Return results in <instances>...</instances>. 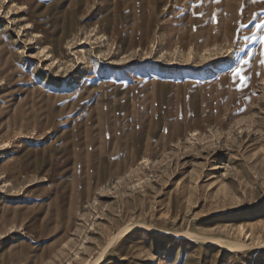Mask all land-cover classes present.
Segmentation results:
<instances>
[{"label":"rangeland","instance_id":"1","mask_svg":"<svg viewBox=\"0 0 264 264\" xmlns=\"http://www.w3.org/2000/svg\"><path fill=\"white\" fill-rule=\"evenodd\" d=\"M102 252L264 264V0H0V264Z\"/></svg>","mask_w":264,"mask_h":264},{"label":"bare ground","instance_id":"2","mask_svg":"<svg viewBox=\"0 0 264 264\" xmlns=\"http://www.w3.org/2000/svg\"><path fill=\"white\" fill-rule=\"evenodd\" d=\"M141 226V225H140ZM143 228H146V227H143ZM127 229H124L122 232L126 231ZM130 230V229H129ZM132 230V229H131ZM133 231V230H132ZM182 234V233H181ZM192 233H189V232H185L183 235L185 236H190ZM194 235V234H192ZM178 234L177 233H173V237H177ZM199 237V236H198ZM203 241L205 242H213L214 244H216L215 246L218 245L219 246H223V247H226L228 248V250H232V251H240V250H243L245 248H248L249 246L246 245V244H241V243H238V242H235V241H230V240H225V239H222L220 237H215V236H200V238ZM139 241H136V244H138ZM103 255V252L97 257V259L92 262L91 264H98L100 261H101V257Z\"/></svg>","mask_w":264,"mask_h":264},{"label":"snow or ice","instance_id":"3","mask_svg":"<svg viewBox=\"0 0 264 264\" xmlns=\"http://www.w3.org/2000/svg\"><path fill=\"white\" fill-rule=\"evenodd\" d=\"M237 72H239V69H237Z\"/></svg>","mask_w":264,"mask_h":264}]
</instances>
